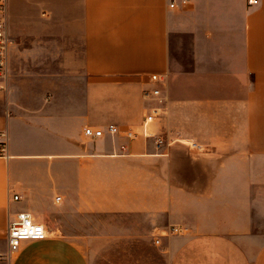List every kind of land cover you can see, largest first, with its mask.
<instances>
[{
  "label": "crops",
  "instance_id": "1",
  "mask_svg": "<svg viewBox=\"0 0 264 264\" xmlns=\"http://www.w3.org/2000/svg\"><path fill=\"white\" fill-rule=\"evenodd\" d=\"M171 1L8 0L0 264H264V0ZM21 210L48 236L9 256Z\"/></svg>",
  "mask_w": 264,
  "mask_h": 264
},
{
  "label": "built area",
  "instance_id": "2",
  "mask_svg": "<svg viewBox=\"0 0 264 264\" xmlns=\"http://www.w3.org/2000/svg\"><path fill=\"white\" fill-rule=\"evenodd\" d=\"M190 0H182L183 4L188 3ZM259 0H249L250 3H257ZM178 2L172 0L170 2L171 7L177 6ZM11 35L9 32L8 24V0H0V88L7 86V82L10 76V64H9V52L11 46ZM153 80H159L160 76L156 73L151 75ZM161 89L159 87H154L152 89H146L144 94L146 96H159ZM160 114L159 107H153L149 112H147L140 125L139 129H128L126 131V136L129 138H135L139 135L144 137H155V142L157 148H162L164 143V138L154 132L153 124ZM118 126L115 123H110L106 128L104 127H92L86 126L84 128V133L92 138H98L106 133L115 135L118 133ZM193 148H200L198 143L193 142L189 145ZM6 149V132L0 131V153H4ZM18 194L13 195L12 198L17 199ZM57 200L60 199V195H57ZM188 230V226L174 224L169 228V233L179 234L185 233ZM48 236V229L46 226L37 221L31 212L26 210L18 211L13 219H10L7 231L8 240V255L11 256L12 253L18 251L21 247L22 241L26 239H43ZM160 237L155 238L156 243H160ZM3 253L0 251V256Z\"/></svg>",
  "mask_w": 264,
  "mask_h": 264
},
{
  "label": "rangeland",
  "instance_id": "3",
  "mask_svg": "<svg viewBox=\"0 0 264 264\" xmlns=\"http://www.w3.org/2000/svg\"><path fill=\"white\" fill-rule=\"evenodd\" d=\"M13 0H9V6ZM172 42V59L174 66L178 69H189L192 64L191 40L187 35H178L173 37Z\"/></svg>",
  "mask_w": 264,
  "mask_h": 264
}]
</instances>
